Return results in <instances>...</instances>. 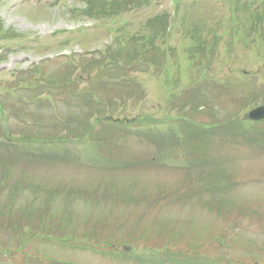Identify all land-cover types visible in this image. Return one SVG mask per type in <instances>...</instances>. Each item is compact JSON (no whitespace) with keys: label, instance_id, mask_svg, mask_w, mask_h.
<instances>
[{"label":"rangeland","instance_id":"obj_1","mask_svg":"<svg viewBox=\"0 0 264 264\" xmlns=\"http://www.w3.org/2000/svg\"><path fill=\"white\" fill-rule=\"evenodd\" d=\"M164 13L173 19L154 41L159 64L105 59L149 48L148 23ZM0 25L9 37L0 92L15 103L0 95V264H264V123L245 120L264 105V0H134L117 12L86 0H0ZM93 58L105 70L99 99L115 110L71 147L37 152L42 139H14L63 132L34 125L35 116L55 122L45 109L16 104L17 77L39 65V86L64 83L71 59L84 68ZM81 69L76 91L94 88L102 70ZM38 88L56 94L61 108L53 94L43 101L69 122L97 111L78 112L70 88Z\"/></svg>","mask_w":264,"mask_h":264},{"label":"trees","instance_id":"obj_2","mask_svg":"<svg viewBox=\"0 0 264 264\" xmlns=\"http://www.w3.org/2000/svg\"><path fill=\"white\" fill-rule=\"evenodd\" d=\"M86 1L90 7H93L94 5H96L100 9L109 8V10H111L112 12H117L118 9L123 10L124 8L128 7L129 4L134 3V0H86ZM137 1H139V0H136V2ZM140 1L144 2V3H146V2L150 3L151 2V0H140ZM176 1L178 3L179 0H176ZM92 14L93 13H91V15ZM253 18H255V17H253ZM148 24L150 25L151 32L153 33L152 34L153 38L150 37V38L146 39L147 41L145 42L146 44L150 43L149 48L142 47L143 49L138 48L134 51H132L131 49L124 48L123 50H125V52L127 50L130 55L127 54L124 57L122 56V59H120L119 56H114L112 54H109L108 50H107L108 59L115 62V63H120V64L123 63L125 66H129L131 64L136 65L137 63L140 66H143V65L148 64V63L155 64V65L159 64L160 61H159V63H157L158 61H156L155 58L157 55L160 54V49L157 45H155L156 44L155 40H157V38L163 39L165 37V35H168L169 16L166 13H164L163 15L156 16L154 18H151V20L149 21ZM253 26H256V23ZM5 36L6 35H5L4 31L2 30L1 25H0V38L1 37L9 38V37H5ZM134 47H135V45L132 48H134ZM136 51H137V53L135 55ZM1 57L2 56L0 55V61L2 60ZM129 58H130V61L128 62L127 59H129ZM102 63H103V61H101V62H94V61L92 62L91 61V62L87 63V65L89 66L88 70L89 69L93 70L94 68L99 67ZM140 70H143V69H140ZM37 74H40V70L37 71ZM67 74L69 76L70 72H67ZM67 78H69V77L66 76V78H62V80H66ZM21 79H26L25 80L26 83H28L29 81L32 80L28 76H24ZM33 79H35V78H33ZM55 82L57 83L59 81L56 80ZM198 108H199V106L197 107V109Z\"/></svg>","mask_w":264,"mask_h":264},{"label":"water","instance_id":"obj_3","mask_svg":"<svg viewBox=\"0 0 264 264\" xmlns=\"http://www.w3.org/2000/svg\"><path fill=\"white\" fill-rule=\"evenodd\" d=\"M248 118L254 122L264 120V105L257 107L248 114Z\"/></svg>","mask_w":264,"mask_h":264},{"label":"crops","instance_id":"obj_4","mask_svg":"<svg viewBox=\"0 0 264 264\" xmlns=\"http://www.w3.org/2000/svg\"><path fill=\"white\" fill-rule=\"evenodd\" d=\"M103 110L102 107H97V112H101Z\"/></svg>","mask_w":264,"mask_h":264}]
</instances>
